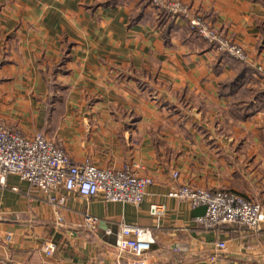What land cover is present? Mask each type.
Wrapping results in <instances>:
<instances>
[{
  "label": "crops",
  "instance_id": "1",
  "mask_svg": "<svg viewBox=\"0 0 264 264\" xmlns=\"http://www.w3.org/2000/svg\"><path fill=\"white\" fill-rule=\"evenodd\" d=\"M167 1L201 13L249 61L149 0H0V120L61 141L74 163H136L153 179L132 204L44 193L9 175L0 264H127L124 224L152 230L147 264H264V223L206 229L196 221L204 207L168 195L187 183L264 204V0ZM155 203L166 206L160 218Z\"/></svg>",
  "mask_w": 264,
  "mask_h": 264
},
{
  "label": "built area",
  "instance_id": "2",
  "mask_svg": "<svg viewBox=\"0 0 264 264\" xmlns=\"http://www.w3.org/2000/svg\"><path fill=\"white\" fill-rule=\"evenodd\" d=\"M157 7H163L172 14L189 17V23L202 38L216 44L217 51L228 53L236 59L248 62L246 49L222 37L201 13L192 16L178 1L149 0ZM264 78V66H258ZM142 166L131 163L122 168H102L92 163H74L61 141L48 137L44 132L26 136L0 120V184L7 186L9 175H16L28 182L32 188L44 193L68 191L88 199L101 196L107 202L139 204L145 197L147 188L153 183L149 176L139 175L134 169ZM172 176L178 180L180 172ZM170 197L187 200L193 207H204L205 212L196 221L206 229L219 230L226 225H244L258 230L264 223V204L228 190L212 191L187 183L173 188ZM62 205L65 197L51 199ZM164 204H152L150 213L155 217L165 214ZM87 221L96 223L97 217L88 216ZM11 235H6L10 240ZM150 228L140 225L124 224L117 239L121 252L130 253L127 264H147L146 256L155 243ZM221 250L227 248L226 241L217 243ZM57 245L49 241L45 246L48 256L53 255Z\"/></svg>",
  "mask_w": 264,
  "mask_h": 264
},
{
  "label": "trees",
  "instance_id": "3",
  "mask_svg": "<svg viewBox=\"0 0 264 264\" xmlns=\"http://www.w3.org/2000/svg\"><path fill=\"white\" fill-rule=\"evenodd\" d=\"M195 31V30H194ZM196 32V31H195ZM197 33V32H196ZM198 34V33H197ZM199 35V34H198Z\"/></svg>",
  "mask_w": 264,
  "mask_h": 264
}]
</instances>
